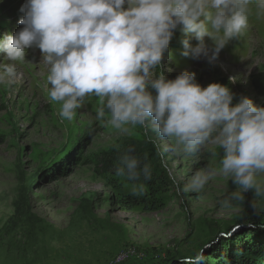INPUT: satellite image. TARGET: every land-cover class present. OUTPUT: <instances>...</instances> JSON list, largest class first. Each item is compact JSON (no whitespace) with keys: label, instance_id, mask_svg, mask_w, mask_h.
<instances>
[{"label":"rangeland","instance_id":"rangeland-1","mask_svg":"<svg viewBox=\"0 0 264 264\" xmlns=\"http://www.w3.org/2000/svg\"><path fill=\"white\" fill-rule=\"evenodd\" d=\"M24 3L0 0V39L23 27ZM185 39L199 43L178 27L154 77L172 80L187 71L201 87L226 85L232 105L248 97L264 106V14L255 3L245 33L214 58L209 36L207 56L199 59L182 55ZM10 65L16 83L0 84V264H179L202 248L204 264H228L233 249L264 241V194L232 199L240 189L221 171L218 131L194 153L172 151L174 141L150 129L117 130L107 112L97 120L95 96L71 121L61 119L40 49H27L23 62L0 52V72ZM129 148L151 167V180L115 175ZM196 172L211 178L198 192L184 191ZM256 179L264 184V172ZM139 183L146 192L133 195Z\"/></svg>","mask_w":264,"mask_h":264},{"label":"clouds","instance_id":"clouds-1","mask_svg":"<svg viewBox=\"0 0 264 264\" xmlns=\"http://www.w3.org/2000/svg\"><path fill=\"white\" fill-rule=\"evenodd\" d=\"M253 3L257 15L264 14V0H25L18 20L23 27L0 39V52L10 61L23 62L27 49H40L49 66L48 95L61 104V119L71 121L85 98L95 96L97 120L107 112L108 123L117 130L150 129L174 141L172 151L194 153L218 131L221 171L239 187L232 199L240 200L248 191L264 194V184L256 179L264 172V106L248 97L232 105L226 85L201 87L194 73L184 71L169 80L162 74L154 77L152 70L160 65L178 27L199 41L193 47L183 40V56H207V35L214 42V58L245 33ZM16 75L14 65L6 66L0 84L13 85ZM132 151L119 157L115 175L151 180V167ZM210 178L196 172L184 191L198 192ZM145 192V183L133 184V195ZM222 203L231 206L230 199ZM204 261L202 248L181 257L179 264Z\"/></svg>","mask_w":264,"mask_h":264},{"label":"trees","instance_id":"trees-1","mask_svg":"<svg viewBox=\"0 0 264 264\" xmlns=\"http://www.w3.org/2000/svg\"><path fill=\"white\" fill-rule=\"evenodd\" d=\"M238 247L226 256L228 264H264V241Z\"/></svg>","mask_w":264,"mask_h":264},{"label":"water","instance_id":"water-1","mask_svg":"<svg viewBox=\"0 0 264 264\" xmlns=\"http://www.w3.org/2000/svg\"><path fill=\"white\" fill-rule=\"evenodd\" d=\"M243 227H245V226H243ZM246 227H248V226H246ZM237 229H239L238 226H236V227L232 230V232H234V231L237 230Z\"/></svg>","mask_w":264,"mask_h":264}]
</instances>
